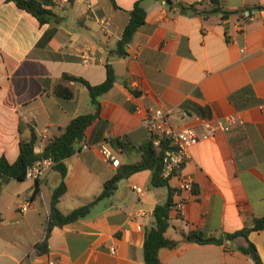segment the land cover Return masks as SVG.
Returning <instances> with one entry per match:
<instances>
[{
  "label": "crops",
  "instance_id": "crops-1",
  "mask_svg": "<svg viewBox=\"0 0 264 264\" xmlns=\"http://www.w3.org/2000/svg\"><path fill=\"white\" fill-rule=\"evenodd\" d=\"M38 1L53 14L50 22L0 0V157L14 163L32 130L35 150L44 149L71 120L94 113L87 87L64 75L99 85L110 64L115 83L99 98L100 118L65 160L67 191L59 210L68 214L91 203L106 182L142 162V147L152 143L141 122L146 110L159 108L177 128L200 134L205 122L235 117L229 131L201 137L191 147L183 172L194 179V189L175 195L183 206L170 212L166 232L179 245L161 249L159 258L160 264H254L238 250L244 237L223 244L184 238L193 231L224 238L264 217V0H145L146 23L123 57L116 55L117 43L138 0H92L95 16L88 0ZM217 7L238 13L224 17L214 12ZM98 18L109 20L108 33ZM87 47L101 63H82ZM58 84L74 96L56 95ZM101 143L115 152L118 168L103 161ZM152 175L144 169L123 177L86 218L55 227L47 253L36 245L46 237L61 174L51 168L37 181L10 179L0 193V264H145L146 231L156 207L169 197L167 187L152 186ZM169 186L179 189V181L171 178ZM25 199L31 205L22 211ZM248 240L264 263V229L250 232Z\"/></svg>",
  "mask_w": 264,
  "mask_h": 264
},
{
  "label": "trees",
  "instance_id": "trees-1",
  "mask_svg": "<svg viewBox=\"0 0 264 264\" xmlns=\"http://www.w3.org/2000/svg\"><path fill=\"white\" fill-rule=\"evenodd\" d=\"M12 1H15L20 8L27 10L37 17L42 24L50 22L52 19L53 14L49 10L43 8L38 0ZM144 1L145 0H138L130 12V21L124 29L121 40L117 43V56L123 57L127 54V47L131 44L135 33L146 23V9L143 4ZM166 1L170 2V0ZM191 9L195 10L194 7H191ZM214 12H223L224 17L238 13L237 11H223L218 7L214 10ZM243 16L245 17L244 14ZM55 31V29L50 30L46 34L45 40H49L54 35ZM106 68V80L99 85H92L82 77L64 75L65 80L78 82L87 87L95 112L81 115L71 120V122L64 128V131L60 136L51 138L48 141L43 153L41 154L35 152V145L38 137L35 131L32 130L31 138L20 142L19 156L14 163H11L5 156L0 157V193L10 179H16L18 181L26 180L28 167L39 159L44 157H51L54 159L56 164L53 168L61 174V182L52 194L46 237L42 242L36 245L40 253H47L49 250L50 234L55 227H62L66 224L86 218L99 201L110 197L113 194L117 188L118 182L123 177L137 171L151 169L153 171L151 180L152 186L156 188L167 187L169 190L167 202L163 205H158L154 211V222L153 225L146 231L144 243L145 264H160V250L164 248H174L179 245L178 241H173L166 237V232L170 227V212L173 210L177 211V203L174 200V197L181 192L177 188H171L169 186V180L162 176L163 158L165 150L167 149L166 145L162 146L159 150L154 147L152 143L144 145L142 147L144 150V158L142 162L125 168L124 174L115 175L111 180L106 182L103 192L91 203L78 207L68 214H63L58 208L61 197L67 191L66 178L68 175V168L65 164V160L76 153L78 145L82 142L86 130L98 118H100L101 104L99 98L103 94L107 93L115 83L116 76L112 65L107 64ZM55 93L56 95L66 99H71L74 96L73 91L69 87L62 84L57 85ZM39 192L40 190L36 189L33 196L37 197ZM262 229H264V217L256 219L253 227L245 228L235 234H227L224 238L205 237L202 233L193 231L186 235L184 239L186 241L197 242L200 244H223L225 240H233L236 237L241 236L245 238L246 243L239 246L238 250L249 256L254 264H264L256 246L248 240L250 232Z\"/></svg>",
  "mask_w": 264,
  "mask_h": 264
},
{
  "label": "built area",
  "instance_id": "built-area-1",
  "mask_svg": "<svg viewBox=\"0 0 264 264\" xmlns=\"http://www.w3.org/2000/svg\"><path fill=\"white\" fill-rule=\"evenodd\" d=\"M199 3L205 0H197ZM87 8L93 16H95V3L92 0H88ZM98 22L101 29L108 33L110 22L106 18H98ZM244 53V51H242ZM81 61L84 64H89L91 61L102 62V60L93 58L90 54V48H86L81 51ZM133 87H136V83H132ZM138 112L141 111L140 108L137 109ZM142 125L148 131L151 137V142L154 147L161 148L166 145L162 166V176L165 179L170 180L171 178H176L179 181V190L192 192L194 189L195 181L186 173L183 172L184 166L191 159V147L198 143L201 137L203 138H213L218 132H227L230 130L231 126L236 123L235 117H228L221 120H212L205 122L202 125V134L195 128H177L171 122L169 115H167L163 110L159 108L146 110L142 117ZM89 145L84 144L83 149L88 150ZM103 161L110 164L114 168L120 166V160L114 151L110 150L108 146L101 143L98 147ZM37 150V149H36ZM35 152L38 154L43 153L44 149L39 148ZM56 162L51 157H44L36 161L34 164L28 167L26 172V179L37 181L39 180L44 172L55 166ZM134 189L140 194L143 190L138 187ZM30 200L25 199L21 205L20 209L22 211H27L30 207ZM183 202L177 204V207H182ZM139 214H143L139 212Z\"/></svg>",
  "mask_w": 264,
  "mask_h": 264
}]
</instances>
